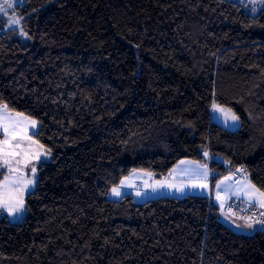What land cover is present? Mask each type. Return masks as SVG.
Returning <instances> with one entry per match:
<instances>
[{
    "label": "trees",
    "instance_id": "obj_1",
    "mask_svg": "<svg viewBox=\"0 0 264 264\" xmlns=\"http://www.w3.org/2000/svg\"><path fill=\"white\" fill-rule=\"evenodd\" d=\"M251 9L26 0L20 27L0 15V105L40 121L52 157L25 218L0 213V264H264V229L236 231L212 197H108L134 171L162 180L185 159L214 181L244 168L264 191V5ZM213 103L240 129L215 123Z\"/></svg>",
    "mask_w": 264,
    "mask_h": 264
},
{
    "label": "snow or ice",
    "instance_id": "obj_2",
    "mask_svg": "<svg viewBox=\"0 0 264 264\" xmlns=\"http://www.w3.org/2000/svg\"><path fill=\"white\" fill-rule=\"evenodd\" d=\"M254 3H259L264 5V0H253ZM13 0H0V14H6L8 9H13ZM253 13L256 12V8L251 9ZM10 23H18L16 19H11ZM215 111L224 113V115L231 119L232 121H237L239 119L231 109H225L219 104L213 103L212 105ZM7 104L0 105V130L3 132L4 139L0 140V168H7L10 173H21V175L15 178H10L9 176H4L3 181H0V209L6 210L8 215L16 216L17 213H22L25 211V201L24 194L29 189V186L34 183L33 179H25L21 170V165L27 168L32 160H38L43 153V145H40L38 141L32 140V137L27 134V127H21L20 123L14 121L7 115L8 113ZM18 116H22V113H17ZM27 120L28 118L25 117ZM30 126L32 129L37 128V121L31 120ZM38 134V133H34ZM30 141L32 145L37 146L35 152H30L22 148L21 143L23 141ZM50 154V153H47ZM205 156L208 155L207 152L204 153ZM191 163L186 161H181V164ZM237 171H241L237 169ZM32 174L36 173V167H31ZM192 174L197 178H203L207 180L208 177V167L206 163H197L196 168L192 170ZM124 181H121L123 184ZM239 183V182H238ZM193 188H207V183H193L190 185ZM174 187V185H170ZM220 187L219 184L216 186ZM178 191H183V187L178 188ZM244 195L248 198V203L250 206H259V208L264 209V191L256 188L255 185L251 184L245 177L243 181V187L241 189ZM112 193L119 196V188H113ZM139 194V193H138ZM217 198L220 199L219 193H217ZM223 207V205H221ZM234 215V214H233ZM256 213H253L250 217H240L244 219L245 226L247 228H252L253 224H259L264 226V219H256ZM260 217H264V211L259 213ZM237 227H240L237 225Z\"/></svg>",
    "mask_w": 264,
    "mask_h": 264
},
{
    "label": "rangeland",
    "instance_id": "obj_3",
    "mask_svg": "<svg viewBox=\"0 0 264 264\" xmlns=\"http://www.w3.org/2000/svg\"><path fill=\"white\" fill-rule=\"evenodd\" d=\"M17 1H19V3H24L26 0H13V5L17 4L18 3ZM15 2H17V3H15ZM246 4H247V6L249 8L255 7L256 10H258V9H260L262 7V5H260L259 3H254L253 0H248ZM12 10L13 9H8L6 14H0V15L7 16L9 21L11 19H16L18 21V23H10V24L13 27H20L21 21L15 14L12 13ZM222 107L225 108V109H228V108H226L224 106H222ZM212 114H213V119H214L215 123L221 125L225 129H228L230 131H237L241 127V123H240L239 119L237 121H232L231 119H228L224 115V113L215 111L214 109H212ZM7 115L9 117H11L12 120L19 122L21 127H27V134L32 137V140H35V141L39 142V140L36 137L37 134H34V133H38L39 132V129H40V126H41L40 121H38L37 119L30 118V117L25 116V115L18 116L17 113L12 112L10 110L8 111ZM25 117H27L28 119L26 120ZM31 120L37 121V125L38 126H37L36 129H32L31 128V126H30V121ZM0 132L2 133V136L0 137V140H3L4 136H3L2 130H0ZM39 144L42 145L40 142H39ZM21 146H22L23 149L28 150L30 152H35L37 150V146L36 145H32L30 143V141H27V140L23 141L21 143ZM43 153L44 154H41L38 160H32L27 168H25V167H23V165H21V170H22V173L24 175V178L25 179H33L34 180V183L29 186V189L24 194L25 209H26V197H27V195L29 193H31L32 191H34L36 189V187H37V184H38V169H39L40 164L42 162H50L52 160L51 155L47 154L49 152L46 150L45 147H43ZM217 160L223 161V158L222 157H217ZM32 166L36 167V173L35 174H32V172H31V167ZM149 174L150 173H148L146 171H134V172H132L128 177H125L122 180V181H124L123 184H120L118 186L113 187V188H119L121 194L119 196L114 195L112 193V189H113L112 188L110 190V192H109V196H108L109 199H111V200H120L123 197H125L126 195H130L131 194V195L134 196L135 200L138 203H145V202H147V201H149L151 199H156L158 197H161V196H158L159 194H157L158 190L160 188L159 186H157L154 190H149L148 189V186L150 185V181L148 180L147 175H149ZM243 174H244V178L238 185L233 183V181L230 179V176L229 177L225 176L224 177L225 180L222 183L223 184L222 186H224L223 188H225L227 190H230L231 192H234V191H237V190H241L242 187H243V181H244L245 177L252 184V181L250 179V176H249L248 172L244 171ZM6 175L9 176L10 178H15L16 176L21 175V173L13 174V173H10L7 168H0V181H3V178ZM144 176H145V178H144ZM176 196H182V193H177ZM0 213L8 215V212L6 210L0 209ZM8 216L10 217L11 221L19 222V221H22L25 218L26 210L23 211L22 213H17L16 216H10V215H8Z\"/></svg>",
    "mask_w": 264,
    "mask_h": 264
},
{
    "label": "crops",
    "instance_id": "obj_4",
    "mask_svg": "<svg viewBox=\"0 0 264 264\" xmlns=\"http://www.w3.org/2000/svg\"><path fill=\"white\" fill-rule=\"evenodd\" d=\"M1 136L2 133L0 132V137ZM181 161H186L191 163L181 164ZM181 161L178 162V164L170 172L167 178L158 180L152 174L147 175L148 180L150 181V185L148 186V189L154 190L157 186H159L160 188L157 193L159 194L158 196H175V197L183 198L187 195H203V196L212 197L214 199V202L218 205L220 209V214H221L220 217L225 224L229 225L230 227L234 228L235 230L241 233H246V234H253L261 229V226L255 223L253 224L252 228H247L245 226L244 219H240V217H236L230 211H228L227 203L230 200H242L248 202V198L244 195L243 191L237 190L231 192L230 190L223 188L224 186H222L223 185L222 183L225 180V178H221L217 181H214V177L216 175L215 171H213L210 168V165L207 163L206 164L208 167V177L207 180H204L203 178L197 179L192 174V170L196 168L197 163H202V162L196 160H189V159H185ZM243 178L244 175L241 181L243 180ZM193 183H207L208 187L193 188L190 186ZM217 184L220 185L219 188L216 187ZM170 185H174V187H170ZM181 187H183V191H178L177 189ZM177 193H182V196H176ZM217 193H219L220 199L217 198ZM221 205H223V207ZM255 207L259 208L258 205ZM259 209L264 211V209L261 208ZM237 225H239L240 227H237Z\"/></svg>",
    "mask_w": 264,
    "mask_h": 264
},
{
    "label": "built area",
    "instance_id": "obj_5",
    "mask_svg": "<svg viewBox=\"0 0 264 264\" xmlns=\"http://www.w3.org/2000/svg\"><path fill=\"white\" fill-rule=\"evenodd\" d=\"M248 0H240L243 4H246ZM18 2V1H17ZM15 2V3H17ZM241 171L234 170L232 171L229 176L234 184H238V182L241 181L243 177V172L245 171L244 168H238ZM228 211H230L232 214H234L237 217H250L253 213H256L257 216L256 219H264V217H260L259 213L262 211L259 208L255 206H250L248 202L242 201V200H230L227 203ZM261 226V225H260ZM262 229H264V226H261Z\"/></svg>",
    "mask_w": 264,
    "mask_h": 264
},
{
    "label": "bare ground",
    "instance_id": "obj_6",
    "mask_svg": "<svg viewBox=\"0 0 264 264\" xmlns=\"http://www.w3.org/2000/svg\"><path fill=\"white\" fill-rule=\"evenodd\" d=\"M237 217V216H236ZM262 229V228H261ZM248 235V234H247Z\"/></svg>",
    "mask_w": 264,
    "mask_h": 264
}]
</instances>
